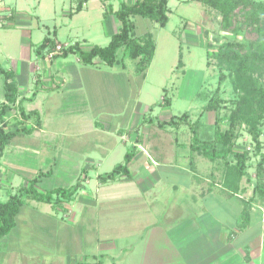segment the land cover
I'll return each mask as SVG.
<instances>
[{"label":"crops","instance_id":"1","mask_svg":"<svg viewBox=\"0 0 264 264\" xmlns=\"http://www.w3.org/2000/svg\"><path fill=\"white\" fill-rule=\"evenodd\" d=\"M7 4L5 9L15 17L3 28L15 25L22 36L0 42V68L14 74L10 83L17 89V101L0 116V126L8 122V131H19L0 159V201L7 202L32 183L39 193L69 189L80 181L82 188L70 202L59 196L52 203L26 199L0 263L22 264L21 257L63 253L68 259L74 253L93 262L78 263L97 264L104 244L105 256L124 252L126 264H134L126 260V252L139 254L135 264H264V198L254 195L255 183L252 193L241 185L240 192L231 194L222 186L223 172L214 180L213 170L203 174L194 161L181 166L156 159L154 146L140 135V130L150 129L149 122H141L140 130L134 123L150 108L140 101L141 80L134 81L133 71L124 66L117 70V59L114 66L103 68L100 60L82 64L77 54L54 59L45 52L38 55L42 43L34 44L26 31L31 23L20 21L26 15ZM71 11L69 17L74 16ZM53 39L60 43L56 31ZM75 43L87 51L81 41L67 45ZM5 85L0 73V111L7 105ZM133 85L139 89L138 99ZM167 101L163 99L164 109L171 106ZM134 146L130 177L102 184L99 176L123 163ZM111 185H123L124 190L100 197ZM250 201V219L241 228ZM120 208L124 214L112 212ZM104 211L113 213L109 227L99 215ZM46 217L50 229L43 235L38 228ZM120 218V227L114 225Z\"/></svg>","mask_w":264,"mask_h":264},{"label":"rangeland","instance_id":"2","mask_svg":"<svg viewBox=\"0 0 264 264\" xmlns=\"http://www.w3.org/2000/svg\"><path fill=\"white\" fill-rule=\"evenodd\" d=\"M3 1H5L4 7L8 3L10 5L7 4V6L11 7L13 5L19 13L26 15L20 17V21L31 23L29 27L26 26V31L28 36L29 33H32L30 39L34 44L40 45L46 37L53 39L56 31L60 41L59 44L62 46L67 47V44L73 41H81L87 51L93 46H108L113 35L120 33L122 30V22L114 13L110 12L111 8L116 12L120 9L122 2L132 3V0H89L85 10L69 17V11L72 7L75 9L77 2L72 3L71 0ZM257 1L264 2V0ZM168 8L169 22L165 27L148 19L137 16L130 17V21L135 25L133 32L135 37H143L146 33H150L156 44L155 57L148 70L141 73L137 69L138 60L134 61L128 55L126 56L125 48L117 51L116 58L119 64L114 67L121 69L120 67L124 66L133 71L132 75L135 82H137V78L141 80L140 87L143 91L142 94L139 93L141 95L140 101L142 104L149 106L150 110L143 118L140 115L137 119L135 118L134 123L136 122L135 124L138 126L137 130H140L141 126L139 127V124L141 122H149L150 129L147 132L140 130V135L145 134L147 140L154 146L155 158L169 165L181 166H188L194 161L195 167L203 174L206 171L208 174L213 170L214 180L217 178L220 180L225 168L224 161L211 162L203 156H199L198 153L191 151L193 134L190 124L194 126L198 122L195 127H198L199 137L202 141L214 139L217 131L215 124L217 117L221 119L219 127L222 131L229 128L228 118L233 108L232 102L239 99L240 94L234 89L231 72L221 67L212 58V55L220 44L234 40L242 41L243 38L242 36L235 37L222 32L220 30L221 15L201 2L170 0ZM105 13L108 15L106 16ZM27 16L32 18V22L27 19ZM13 27L15 25H11L9 28L0 27V42L7 44L10 38L19 40L22 36V30ZM179 63H182L181 68L178 66ZM99 64L103 68H110L104 63ZM108 71L113 72L114 70L108 69ZM221 76H225V78ZM254 76L256 78L255 74ZM262 82L264 83V79L260 83ZM218 87L222 99L220 109L217 112H203V107L214 96ZM132 92L136 94L138 99L139 89L135 85L132 87ZM164 98L171 101V106L167 109L162 106ZM183 114H187L188 123L184 122L176 128H170L166 125L167 127L165 126L163 130L159 129L163 127L158 124L157 120L160 119L161 121L162 118L168 116L177 117L175 119L178 120ZM248 130L249 128L246 126L241 128L240 138L236 142L235 149L237 151L248 150L250 153L251 168L247 170L248 175L242 180L241 185L252 193L256 182L255 166L259 157L254 156L255 143ZM260 140L264 145V130ZM111 186L104 188L100 193V197L122 193L124 190L123 185ZM112 212L117 213V216L124 214L122 208L120 210L114 209ZM112 212L104 211L99 214L104 221L108 222H105L108 227L111 226L108 218L113 214ZM121 219L123 218L113 220V224H118L120 227L122 224ZM48 220V217H46L45 221L42 222L43 224L38 228L40 232H43V235L50 229V221ZM11 235L0 238V254L5 252L4 244ZM38 237L40 239L46 238L40 234H38ZM53 241L55 242V240ZM102 247L98 252V258L102 264H126L124 252L118 255L109 254V256H105L106 247L104 244H102ZM126 254V260L130 259V262L134 264V261H140L139 254H136V252H126ZM72 255L74 256L68 259L64 257V253L63 256L57 254L56 256L42 255L21 258L23 259L22 264H76L79 261L93 263L90 258L77 256L74 253ZM2 258V255H0V260Z\"/></svg>","mask_w":264,"mask_h":264},{"label":"trees","instance_id":"3","mask_svg":"<svg viewBox=\"0 0 264 264\" xmlns=\"http://www.w3.org/2000/svg\"><path fill=\"white\" fill-rule=\"evenodd\" d=\"M89 0H71L77 2L75 9L71 11V16L82 12ZM170 0H132V3L122 2L118 11L114 13L122 22L120 33L113 35L110 43L106 47L93 46L89 51H84L80 43L64 47L62 52L54 58H66L71 54H77L84 65H92L96 60H100L108 66L116 63L117 51L125 48L126 56L137 61V69L143 73L152 64L155 57L156 44L150 33L143 37H135V25L130 21V17H141L165 27L169 22ZM201 2L205 6L215 10L222 17L220 30L235 37L242 36V41H228L220 44L212 58L217 63L231 72V81L236 92L240 94L239 99L232 102L233 108L228 118L229 128L222 131L219 127L220 120L216 118L217 131L215 137L210 141H202L199 137L198 124L195 123L190 129L193 134L191 149L211 162L224 161L222 186L231 194H236L241 190V182L248 175L247 170L251 168L250 153L248 150L237 151L236 142L240 138V130L246 126L251 135L254 147V156L259 157L256 162V182L254 194L264 198V145L261 136L264 130V2L257 0H189ZM9 21L14 20V11L11 10ZM106 16L108 15L105 13ZM5 27V26H3ZM2 27V28H3ZM57 44L54 39L45 38L37 49V54L44 52L47 55L55 52ZM209 65V64H208ZM0 73L6 79L7 105L1 108L0 116L10 109L17 101V89L10 83L14 79V74L0 68ZM256 75V78L254 76ZM225 78V76H221ZM168 105V101L165 98ZM222 99L220 98L219 87L203 107V112H217L220 109ZM26 119V118H25ZM184 122L188 123V116L184 114L178 120L172 119L168 123H159L163 126L177 127ZM8 122L0 126V159L4 153L6 145L17 132L8 131ZM25 130V129H22ZM137 148L132 147L125 155L124 162L117 165L112 172L99 176L102 184L117 181L121 177H130L128 165L136 156ZM82 188L81 181L75 186L65 189L56 188L46 193H39L32 183L28 188H22L17 194L11 196L7 202L0 201V238L7 236L16 225L15 218L20 207L26 199L36 200L43 203H52L55 196H59L63 201L70 202L76 193ZM251 201L246 203L243 224L244 228L250 219ZM78 264H88L81 262ZM97 264H102L97 263Z\"/></svg>","mask_w":264,"mask_h":264},{"label":"built area","instance_id":"4","mask_svg":"<svg viewBox=\"0 0 264 264\" xmlns=\"http://www.w3.org/2000/svg\"><path fill=\"white\" fill-rule=\"evenodd\" d=\"M7 9V8H6ZM5 7L3 6V0H0V27L6 26L9 24L8 17L11 15V10H6ZM64 46L61 44H57L56 51L53 53H50L48 57L50 59H53L54 56L62 52Z\"/></svg>","mask_w":264,"mask_h":264}]
</instances>
